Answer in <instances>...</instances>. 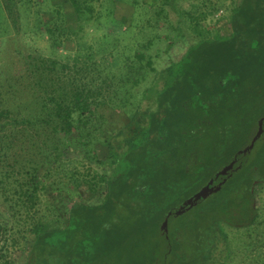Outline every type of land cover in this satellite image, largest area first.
Returning <instances> with one entry per match:
<instances>
[{
  "label": "trees",
  "instance_id": "trees-1",
  "mask_svg": "<svg viewBox=\"0 0 264 264\" xmlns=\"http://www.w3.org/2000/svg\"><path fill=\"white\" fill-rule=\"evenodd\" d=\"M69 1L78 30H70L59 7L51 11L45 31L57 47L67 40L77 43L73 64L57 60L58 69L46 62L35 66L40 101L26 102L30 86L10 73L0 89V194L9 206H0V231L8 235L7 242L12 238V244L28 248L25 264L207 263L224 225L250 226L257 216L255 186L264 179V131L250 151L240 150L264 117V0L214 5L213 14L229 9L228 32L200 30L198 40L167 69L162 86L151 88L154 108L131 113L120 129L124 138L116 143L102 139L104 123L89 100L97 99L98 106L110 103L126 81L138 86L142 69L155 67L150 58L143 62L144 51L125 53V58L114 50L102 51L100 58L93 50L86 53L79 32L86 25L95 31L97 24L89 21L95 0ZM111 16L105 17L123 30L127 21ZM126 27L124 32L139 26L131 18ZM93 33L86 27L87 39ZM101 64L111 80L103 78ZM28 137L38 143H26ZM98 141L107 147L105 159ZM76 148L88 158L83 167L71 156ZM20 150L32 154L26 162ZM235 159V169L217 176ZM97 163L102 171L93 167ZM57 174L72 191L79 193L87 184L99 200L73 198L68 221L46 218L55 209L50 200L40 210L42 196L49 182H57ZM224 177L220 190L185 205L210 179ZM183 206L189 208L177 214ZM167 217L166 230L162 223ZM258 259L264 264V255ZM10 263L7 258L4 264Z\"/></svg>",
  "mask_w": 264,
  "mask_h": 264
},
{
  "label": "rangeland",
  "instance_id": "rangeland-1",
  "mask_svg": "<svg viewBox=\"0 0 264 264\" xmlns=\"http://www.w3.org/2000/svg\"><path fill=\"white\" fill-rule=\"evenodd\" d=\"M25 1L0 0V82L5 83L0 85V89H5L7 86L5 77L10 73L12 76L20 78L25 87L30 86L29 90L32 92L25 93V101L31 102L33 99L40 101L39 95H41V90L37 84V80L40 78L35 77V72L33 73L35 66L41 62H46L52 65V68L58 69V67L61 68V64L56 63L57 60L69 62V66H71L77 54L76 42L67 40L59 44L58 47L52 44V39L45 31L51 19V11L61 7L66 12V20L70 30L74 33L79 27L69 0ZM233 1L238 2L239 0H118L115 3L109 0L93 1L94 10L91 12L93 18L89 21L94 22V26L97 24V27L94 31L88 27L89 25H86L84 30L79 32L82 35L80 41L86 53L91 54L93 50L95 57L100 58L102 51L114 50L117 51L118 55L125 58V53L137 54L139 51H144L146 57L143 62L146 63L150 58L155 67V70L142 69L144 78L138 86H132L130 80L126 81L124 87L120 89L121 92L110 103L105 101L107 104L98 106L97 99L89 100V108L95 111L101 118V122L104 123L100 128L103 140L107 137L115 143L117 140L122 141L124 135L121 134L120 129L125 125L128 117L130 118L131 113H140L148 107L154 108V94L151 88L162 86L163 76L167 69L198 40L201 35L200 30L208 28V31L211 32L216 30L222 33L228 32L230 29L229 9L222 7L214 14L211 10L214 5L219 3L230 5L234 3ZM110 11H112V15H121L123 20L127 21L123 30L127 29L126 26H128L131 18L139 27H133L127 32L122 29L119 30L113 22L105 17L108 15L112 20ZM16 17H18L17 23H15ZM98 17L101 21L96 20ZM109 22L110 24L107 25ZM86 27L94 32L90 34L91 37L88 39L87 34H85ZM105 33L108 36H105ZM110 33L111 35H109ZM150 39L152 40L151 43H149ZM141 43L143 46L140 47L139 44ZM91 44L94 45L93 48H89L92 47ZM118 59L120 60V57ZM100 67L103 69L101 73L103 78L111 80V75L106 76L108 73L106 66L101 64ZM48 69L49 67H43L45 71ZM140 77L142 78L141 74ZM27 96H32V98H27ZM124 101H128L131 105L123 107ZM250 134L252 135V131ZM38 140L28 137L26 143H38ZM96 146L100 157L105 159L106 145L103 141H98ZM23 152L28 155L25 157ZM31 155L28 150L19 151V157L23 159L22 162H26ZM71 156L79 158L80 165L88 163V158L83 157L84 153L83 150L80 151V148L72 151ZM93 167L102 171L98 163L93 164ZM80 169L82 170V168ZM54 179L58 180L56 183L49 182L42 196L41 207L39 206L42 210L45 209V204L48 201L53 202L52 208L55 209V212L46 213V218L48 216L52 221L59 219H64V222L65 220L68 221L73 198H81L92 203L99 200L87 184H84L80 189L81 192L78 193L70 190L72 185H69L68 180L63 176L57 174ZM255 190L258 211L253 223L245 227L224 225V232L218 233L213 254L205 264H259L258 257L264 255L263 178L258 180ZM5 202V197L0 194V206L3 209H8L9 206ZM19 227L22 228V224ZM166 227L168 228V225ZM20 234L17 233L16 236H21ZM6 236L8 237L0 231V264H4L7 258L11 261L10 264H25L28 248L23 249L22 244H12V238H9V242H7ZM31 237L28 236L27 239ZM20 238L24 241L23 237ZM145 245L146 243L139 248L144 249Z\"/></svg>",
  "mask_w": 264,
  "mask_h": 264
},
{
  "label": "water",
  "instance_id": "water-1",
  "mask_svg": "<svg viewBox=\"0 0 264 264\" xmlns=\"http://www.w3.org/2000/svg\"><path fill=\"white\" fill-rule=\"evenodd\" d=\"M263 131H264V117H262L259 120L258 130L255 133L254 137L252 138L251 142L246 147L241 149L240 152L247 153L248 151H250L255 146L256 141L262 135ZM235 163H236V159L232 160L230 163L224 165L220 169V171L217 173V176H219L220 174H226L230 169L234 168ZM214 180H215V178L210 179V181L208 183H206L199 191H197L192 197H190L188 200H186L185 204L189 203L190 206H192L195 203L194 201H197L203 197H208L213 192L220 190L222 188L223 182L226 181V179H224L222 182L214 185L213 184ZM181 212H182L181 209L176 211L177 214H180ZM170 214H171V212L169 213V215ZM167 225H168V217L163 221L162 228L167 229V227H166Z\"/></svg>",
  "mask_w": 264,
  "mask_h": 264
},
{
  "label": "flooded vegetation",
  "instance_id": "flooded-vegetation-1",
  "mask_svg": "<svg viewBox=\"0 0 264 264\" xmlns=\"http://www.w3.org/2000/svg\"><path fill=\"white\" fill-rule=\"evenodd\" d=\"M233 169H235V167H234ZM224 179H226V181H227V177H224V178L220 179V180L217 181V182H215V180H214V183H213V184H214V185H215V184H218V183L222 182ZM226 181L223 182L222 186L226 183ZM194 194H195V193H194ZM185 205L187 206V204H185ZM187 208H189V207H186V209H187ZM186 209H185L184 206H183V208H181L182 211H183V210L185 211ZM168 222H169V218H168Z\"/></svg>",
  "mask_w": 264,
  "mask_h": 264
}]
</instances>
